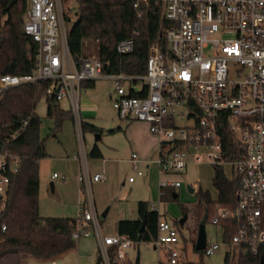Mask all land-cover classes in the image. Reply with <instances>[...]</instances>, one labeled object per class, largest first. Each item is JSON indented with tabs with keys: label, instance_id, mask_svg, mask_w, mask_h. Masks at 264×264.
<instances>
[{
	"label": "built area",
	"instance_id": "1",
	"mask_svg": "<svg viewBox=\"0 0 264 264\" xmlns=\"http://www.w3.org/2000/svg\"><path fill=\"white\" fill-rule=\"evenodd\" d=\"M128 1L139 18L152 9L160 11L159 30L148 45L143 75L106 72L108 61L102 62L98 54L76 64L67 46L61 0H26L22 30L36 44L34 67L24 74H0V95L12 87L48 80L43 95L55 101L68 98L75 118L81 82L112 80L110 97L118 118L144 122L163 140L154 160L161 174L183 175L191 156L195 161L202 158L194 153L200 147L211 164H230L228 178L238 177L235 206L232 210L217 206L208 222L220 226L226 217H235L230 243L223 241L221 233L222 243L234 248L238 257H264V0ZM135 35L119 40L116 52H132ZM75 122L80 127V121ZM227 133L232 137L230 160L224 144ZM140 162L145 159L132 152L136 176L143 175ZM19 163V155L0 148V212ZM102 178V173H91L85 165L80 170V189L88 192L83 191L77 201L72 238L89 235L94 227L103 264H122L126 250L141 243L146 248L166 247L168 263L176 264L181 257L174 247L178 231L167 220H158L157 236L150 241H135L120 233L101 235L90 188ZM181 185L179 179L159 182L161 188ZM189 186L194 191L197 183ZM218 247L219 242H206L204 254Z\"/></svg>",
	"mask_w": 264,
	"mask_h": 264
},
{
	"label": "trees",
	"instance_id": "2",
	"mask_svg": "<svg viewBox=\"0 0 264 264\" xmlns=\"http://www.w3.org/2000/svg\"><path fill=\"white\" fill-rule=\"evenodd\" d=\"M68 1L70 0H61L64 21L69 20L68 12L73 9L67 5ZM73 1L76 4V20L67 31V46L74 62L79 64L80 60L86 57L84 42L93 39L98 44L99 59L102 62L108 61V64L104 65V71L143 75L146 71L148 45L159 30L160 11L152 9L139 18L128 0ZM25 7L26 0H0V74H24L34 67L36 44L22 30ZM134 32L136 35L132 52L118 54L115 50L117 42L133 36ZM49 84L48 80H39L9 88L0 95V148L20 156L19 168L10 177L7 201L0 212V259L19 252L48 258L70 250L76 244L72 238L74 218L42 216L38 209V168L40 159L46 156V151L45 137L40 135L41 119L35 107ZM92 84L93 80L81 82L82 87H90ZM46 114L54 121L52 130L59 127L65 118H74L71 110L61 109L58 101L48 97ZM80 128L82 131H99V128L82 120ZM224 144L228 151L226 159H233L230 152L232 137L228 133L224 134ZM100 156V151L95 145L87 154L89 158ZM212 170L211 184L216 190V199L211 198L208 190L198 188L193 210L198 222L204 210L207 211L208 222L217 206L228 210L235 206L234 191L238 177L235 175L228 178L222 165L212 164ZM176 199L175 189L164 187L160 200ZM181 209L183 215L187 213L186 207L182 206ZM137 212L136 219H122L117 222V233L126 234L135 241L155 239L158 220L162 214L156 209H150L146 201L137 202ZM143 217L145 223L140 230ZM236 225L237 221L233 216H228L220 222L224 242L230 243ZM195 240L196 233L192 238L193 250L204 253L203 249L195 248ZM110 251L113 253V249ZM229 256L230 253H226V262H229ZM124 264L133 262L125 260ZM182 264L199 263L183 260ZM236 264H264V257L239 256Z\"/></svg>",
	"mask_w": 264,
	"mask_h": 264
},
{
	"label": "rangeland",
	"instance_id": "3",
	"mask_svg": "<svg viewBox=\"0 0 264 264\" xmlns=\"http://www.w3.org/2000/svg\"><path fill=\"white\" fill-rule=\"evenodd\" d=\"M67 5L73 9L68 12L70 16L68 21L64 22L65 30L68 31L72 24L76 20L74 11L76 4L73 0L67 2ZM84 50L86 56L92 54H98V44L93 39H88L84 42ZM113 90V81L110 79H99L95 81L94 86L87 87L80 90V94L90 95V102L98 105V108L94 112L93 121L101 126L107 128L113 127L121 120L118 118L115 109L112 106V102L108 97V94ZM61 108L69 109L68 98H63L60 101ZM36 113L41 119L40 135L45 137V151L48 152V156L40 159L38 175H39V192H38V209L40 215L44 216H72L78 215L77 201L82 196V193L88 192V189H80L81 183L77 177L82 169V163L78 160H74V149L76 146V138L78 125L74 120L65 118L61 121L60 126L55 130H52L54 121L46 114V97L42 95L35 107ZM184 123V121H179ZM53 131V132H52ZM85 133V132H84ZM53 134V135H52ZM109 135L106 130L103 131V140L106 139L109 142L122 144L116 154L108 153L106 157L116 158V164H114L113 175L108 183L101 188H98L96 183H93L90 188V194L94 201V206L97 215H99L100 227L99 231L101 235L105 233L114 234L115 221L113 217L118 211H124L126 215H134L135 202L130 200L134 196H144L148 194L149 189L152 187L153 182L157 178L156 165L148 159L145 162L140 163L139 167L142 170L143 175L141 189L137 191L139 177L129 168V164L126 158L131 152L136 153L140 157V148L142 146H148L149 140L146 135L140 130L136 129V134L139 135V142L132 144V149H127L126 142L123 141L122 135ZM95 136L94 133H92ZM111 136V137H109ZM108 137V138H107ZM63 139V140H62ZM64 147L66 151L64 150ZM205 149L200 147L194 151L195 154H201L202 158L199 161L190 159L186 172L183 175L171 174L161 176V180H173L179 179L181 186L175 188L176 200H169L160 202L158 199V192H155V199L153 203L158 206L161 214H164L166 219L175 225L178 231L179 241L174 246L177 250H180L181 257L176 264H182V261H193L199 264H236L238 260V252L234 248H230L222 243L221 239V227L213 225L210 222L205 223L206 242H219V247L212 254H200L193 250L192 238L196 233L198 220L193 214L194 203L196 200V191L198 188L208 190L211 198L216 199V190L211 184L212 177V164L206 159L204 155ZM193 152L190 151V154ZM80 155V152H79ZM191 156V155H190ZM72 158V159H71ZM192 158V156H191ZM224 173L227 177H230L231 167L230 164H222ZM129 170V171H128ZM52 171H56L58 177L51 180L53 182V192L49 189V175ZM128 176H133L135 181L128 183ZM142 177V178H141ZM158 180V179H157ZM156 180V181H157ZM102 181V180H101ZM104 181V182H105ZM103 182V181H102ZM100 183L102 185L103 183ZM130 182V181H129ZM197 183V187L191 193L187 190V185ZM159 183L156 185L158 188ZM110 197L112 202H102L106 197ZM186 207V219L183 224H179L178 220L183 216L181 207ZM109 212L106 216L101 217V212L108 208ZM178 223V225H177ZM89 235H81L76 241L80 246V252L82 253L78 259V264H95L97 258H99L98 240L94 227L89 230ZM137 248H130L127 253L129 255H136ZM139 251V264H169L167 261L166 247L149 246L146 248L142 243L138 246ZM230 253L229 262L225 261L226 253ZM95 253V259L88 258L87 254ZM125 260L122 264H124ZM99 264H103L100 262Z\"/></svg>",
	"mask_w": 264,
	"mask_h": 264
},
{
	"label": "crops",
	"instance_id": "4",
	"mask_svg": "<svg viewBox=\"0 0 264 264\" xmlns=\"http://www.w3.org/2000/svg\"><path fill=\"white\" fill-rule=\"evenodd\" d=\"M97 80H99V79H97ZM97 80H93L92 86H94L95 81H97ZM85 88H87V87H82V89H84V90H85ZM110 93L108 94V97L111 100ZM90 95L91 94H89V95L80 94V96H79V112H78V116H75V118H73V120L74 121L76 119L79 120V121L82 120V122H86L88 124H91V125L99 128V131H95V132L94 131H89V130L82 131L80 129V127L78 126V130H77V137L78 138H76V142L77 143H76V146L74 147V149H71L70 151L75 153L73 159L74 160H78L79 164L81 162L82 163V167H83V165H85L86 168L91 173H96V172L102 173L103 178L101 180L103 182L100 180L98 182H95L96 183L95 185H97L98 188L104 187L108 183V181H105L106 178H108L110 180L112 175H113V173H112L113 170H114V168H113L114 166L113 165L116 164V160L117 159L114 158V157H106V154H108V153L116 154L120 149H122V144L112 143V142H109L106 139L103 140V135L102 134H103L104 130H106L109 135H115V134L118 135L119 133H121L120 135H122L123 141L126 142L127 149L129 150V149H132V144L133 143L136 144L137 142H139L138 141L139 140V135L136 134V129H140L146 135V137L149 140L148 146H142L140 148V158L148 159L151 162L153 161L152 164H155L156 162L154 160H155V158H156V156L158 154L159 145H160V143L163 140H161L160 138H158L157 136L152 134L148 130L147 124L144 123V122H141V121H124V120H121V122H118L115 125H113V127H109L107 129L104 126H101V125L95 123L93 121V118H94V112L98 108V105L95 104V103L92 104V102H90V98H91ZM59 101H58V105L61 108ZM61 109H63V108H61ZM70 109L71 108H70V102H69V109L68 110H70ZM63 110H65V109H63ZM92 133H94L95 136H93ZM109 137H111V136H109ZM94 145L98 147L101 156L100 157L89 158V157H87V154L92 149V147ZM64 150L66 151L65 147H64ZM79 152H80V155H79ZM131 153L126 158V161L129 164V168H131ZM48 155H49L48 152H46V156L45 157H47ZM140 163H143V162H140ZM156 169H157V175H158L156 180L157 179L158 180L157 181L155 180L153 182V185H151L152 187L149 189L148 194H146L144 196H142V195L134 196L130 200L131 202H135L134 215H132V216L131 215H126V213L124 211H118L116 213V215L113 217V219L115 221V232L116 233H117L116 224H117V222L119 220H122V219H136L138 217V212H137V202L138 201H146V202H148L150 209H156L160 213V211L158 209V206H156L155 203H153L152 199L153 200L155 199V192L158 189L157 192H158L159 201L160 202H165V201H161L160 200V194L162 193L164 188H161L159 185H158V188H157L156 185L161 181V176L169 175V174H161L158 171V166L157 165H156ZM131 170H132V168H131ZM53 172H56V171H52L51 172V174L49 175V181H48L50 191H51L50 184L52 183V186H53V182L51 180H53V179L58 177V174H57V177H52L51 175H52ZM137 177H139V180H138L139 183H138V186H136V189H137V191H139L141 189L140 187H141L142 179H140V176H137ZM134 181H135V179L132 182L128 181V183H133ZM101 182L103 183L102 185H100ZM166 187H172V186H166ZM53 190H54V186H53ZM53 190L51 192H53ZM102 202H112V201H111V198L108 196V197L104 198L102 200ZM194 205H195V203H194ZM109 208L110 207L105 208L101 212V217H104V216H106L108 214V212L110 210ZM193 210H194V208H193ZM42 216H44V215H42ZM97 216L99 217V215H97ZM62 217L74 218L72 216H62ZM159 220H167V219H166L165 215L162 214L159 217ZM98 223L100 225L99 218H98ZM221 233H222V230H221ZM103 235H111V234L105 233ZM129 249L130 248H128L126 250V259L125 260L133 262L135 256H133V255L131 256V255H129V253H127ZM81 254L82 253L80 252V246H79L78 243H76L75 246L72 249L67 250L65 252H61L59 254L53 255V256L48 257V258L36 257V256L30 255V254L25 253V252H19V253H15V254H8V255L4 256L2 259H0V264H78V259H79L80 256H82ZM87 256H88L89 259L90 258H92V260L95 259V253H93V254L89 253V254H87ZM52 262H54V263H52Z\"/></svg>",
	"mask_w": 264,
	"mask_h": 264
},
{
	"label": "water",
	"instance_id": "5",
	"mask_svg": "<svg viewBox=\"0 0 264 264\" xmlns=\"http://www.w3.org/2000/svg\"><path fill=\"white\" fill-rule=\"evenodd\" d=\"M50 188H51V191L53 190V186H52V183L50 184ZM187 190L189 192H193V188H191L189 185L187 186ZM186 214H184L179 220V224H183V222L185 221L186 219ZM207 222V211L204 210L200 220H199V223L197 225V229H196V240H195V248L196 249H203L205 247V243H206V232H205V223ZM144 223H145V217L142 218L141 220V224H140V230L143 229V226H144ZM100 263V258H98L96 260V263L95 264H99ZM133 264H139V251H138V247L136 249V255H135V258L133 260Z\"/></svg>",
	"mask_w": 264,
	"mask_h": 264
}]
</instances>
